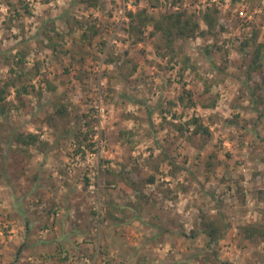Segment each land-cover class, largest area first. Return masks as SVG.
Returning a JSON list of instances; mask_svg holds the SVG:
<instances>
[{"label":"rangeland","instance_id":"rangeland-1","mask_svg":"<svg viewBox=\"0 0 264 264\" xmlns=\"http://www.w3.org/2000/svg\"><path fill=\"white\" fill-rule=\"evenodd\" d=\"M117 1L99 0L92 10L79 0H0V84L20 68L24 75L29 67L36 72L24 76L32 108L10 111L5 127L62 147L45 165H31L34 155L28 159L12 140L8 148L9 132L1 133L0 264H264V238H244L239 229L248 222L264 225V196H258L264 191V46L260 68L251 71L252 47L240 49L253 32L264 43V0H165L153 6L140 0L153 16L193 10L201 29L206 3L219 8L214 34L177 39L173 58L150 46L151 25L131 43L125 24L116 39ZM66 11L101 31L63 54L42 41L45 33L54 34L52 26L63 33ZM64 43L71 45L69 35ZM184 55L195 69L182 65ZM128 58L137 66L126 76ZM202 93L216 95L214 107L200 105ZM181 94L196 103L186 108ZM98 96L107 113L101 121L91 106ZM60 103L66 114L46 120ZM192 116L197 122L187 125ZM66 130L73 134L59 137ZM121 130L130 132L129 140ZM211 152L221 165L207 172ZM163 154L169 158L158 161ZM168 160L178 167L174 174ZM157 161L155 181L148 183ZM20 194L39 226L17 253L24 236L14 207ZM108 201L127 207L117 220L107 214ZM217 213L226 223L217 242H207L202 232L188 235Z\"/></svg>","mask_w":264,"mask_h":264},{"label":"trees","instance_id":"trees-1","mask_svg":"<svg viewBox=\"0 0 264 264\" xmlns=\"http://www.w3.org/2000/svg\"><path fill=\"white\" fill-rule=\"evenodd\" d=\"M47 1V0H46ZM139 1V0H138ZM137 0H135V9L134 10H127L126 15L128 16V21L126 23L127 28L126 31H129V37L131 40V43L135 42L140 36L144 33V29L147 25H151V29L148 32V38H149V44L150 46L156 51V53H161L162 51H165L166 53H169L171 58H173L174 55L177 54L175 50V41L177 39H184L188 37H194L196 34H199L200 36L206 38L207 36H210L211 34H214V28L217 22V14L219 12V8L216 6L210 7L209 4L206 3L205 9L201 12L199 15L201 20L206 24L205 29H201L199 25V19L195 15V11H190L189 9L183 8L182 10H169L167 9L163 13L153 16L146 14V8L144 6L137 5ZM147 2L148 5H157L161 4L162 1L165 2V0H144V2ZM79 2L88 8H94L97 5H99V0H79ZM170 3L175 4L179 3V0H170ZM62 20L66 23V29L62 31L63 33H59L55 30V28L52 26V30L54 32L53 35H48L45 33V38L42 41V46L51 49L54 52H59L63 54H68L73 50V46L75 45V41H78L82 44L90 43L92 39L99 33L98 28L92 24L91 22L88 24H83V20L79 19L75 15H68L67 11L64 12L63 15H61ZM123 29V28H122ZM79 30L78 36L74 37V33ZM69 35L70 39L72 40V43L70 46L66 47L64 43V36ZM73 35V36H72ZM75 38V39H74ZM102 40V39H101ZM102 45L105 44V41L102 40ZM246 46L252 47V55L250 57L249 62L247 63V71L251 70H258L261 66L260 63V56L262 53V47L264 46V43L262 41L257 40V34L256 32H253L250 37H247L244 39L240 44V49H244ZM83 53V51H80ZM204 52L207 54L206 57H209L208 60L211 62V56L210 55V48L205 47ZM19 62H22L23 59L26 57V52H22V55H20ZM111 58V57H109ZM110 60V59H109ZM181 63L183 66H190L192 69H195L196 66L191 62V59L184 55L181 57ZM129 64V69H127L126 73L124 75L130 74L133 70H135L137 66V62H132V58L127 59ZM213 65V63H212ZM33 67H29L27 70L28 75H24V70L20 68L19 72L15 74L14 76H9L7 80H5L2 84H0V135L6 128L10 111L12 110H23L32 108L30 99L31 94H29V88L24 83V79L26 77L24 76H35L36 72L33 70ZM16 83L17 86H16ZM8 87H12L14 89V100L7 101V94H8ZM33 88V86H31ZM209 84L205 85L204 92H209ZM38 94H40L41 91H37ZM189 94V93H188ZM122 97L125 95L122 94ZM253 95L251 96L253 98ZM179 102H181L184 106L187 104L186 108H188L190 105L188 104H195L196 101H193L192 99H189L186 103L184 101V95L178 96ZM262 98L258 97L256 98V101L262 102ZM200 105L204 107H214L216 102V95L215 94H208L205 96L202 93L201 99H200ZM66 107L63 103H60L56 105L53 114L48 115L47 117H44L48 121H52L54 118L62 117L66 114ZM187 110L183 111V114H187ZM185 121L187 125L189 122L196 123L197 119L192 116V121ZM233 120L229 121L230 123ZM173 126H175L178 130L182 131L185 128V123H172ZM188 127H186L187 129ZM6 130L9 132L10 139H8V148H10V140H12L16 144V148H19L21 152H24L26 156H28V159L31 158V156L35 155L36 152H42L46 153L48 150L52 149L54 147L53 143H47L39 137V134L34 132H24L20 131L18 127H15L12 125V127H7ZM197 129H195L196 131ZM206 130V129H205ZM73 131L66 130L60 133L59 137H64L68 135H72ZM130 132L126 130L120 131V137L125 138L127 140L130 139ZM79 149V148H77ZM32 150H34L32 152ZM162 150V149H161ZM163 151V150H162ZM162 154V153H160ZM166 157L164 154L162 157H160V162L164 161ZM157 162L155 164H152L150 167L152 169V173L148 175L145 180L148 183H152L155 181V172H158V165ZM159 162V163H160ZM168 163L170 164V167L172 168L170 173L174 174L175 170L178 168L177 165L173 162L168 160ZM221 165V159L218 158V156L211 152L206 157V166L205 169L207 172L211 171L215 166ZM33 178L35 180H39L38 175H34ZM167 194V193H165ZM264 196V191L259 190L258 196ZM24 194H20V197L16 200V204L14 205L15 209L17 210V214L20 215L22 218V222L24 224V236L23 241L20 244V246L17 249V253H19L26 243L27 237L29 233H31L36 226L39 225L35 222L34 218H32L29 213L25 210L23 201ZM15 200V198H14ZM114 201H108L107 202V214L113 218L114 220L118 219L117 214H123L126 210V206L124 205H116L113 203ZM131 205V204H129ZM138 213V210L136 211ZM155 225V223H154ZM160 226V224H157ZM162 228V227H160ZM166 229V227H164ZM162 228V229H164ZM164 229V230H165ZM226 229V223H224L221 213H217L214 217L211 219H204L201 220L200 224L196 223L195 227L191 228L188 235L194 236L202 232L205 234V237L207 238V242H217L224 234V230ZM239 229L243 235L244 238H254V237H262L264 238V225L258 224L255 222H248L243 223L239 226ZM161 233L158 234V237H160ZM206 242V243H207ZM33 243V242H32ZM226 264H228L226 262Z\"/></svg>","mask_w":264,"mask_h":264},{"label":"built area","instance_id":"built-area-1","mask_svg":"<svg viewBox=\"0 0 264 264\" xmlns=\"http://www.w3.org/2000/svg\"><path fill=\"white\" fill-rule=\"evenodd\" d=\"M118 7L116 10V16H115V26H114V31H113V35H117L119 36L120 33H123V26L127 23L128 21V16L126 15V11L127 10H134L135 9V0H118ZM142 2L139 0L137 5H140ZM178 7L176 6L175 9H177ZM116 31V32H115ZM124 35V34H123ZM121 35V36H123ZM116 37V36H115ZM120 37V36H119ZM117 39V37H116ZM116 39L113 37V41L115 42ZM115 45H119V41L115 42ZM91 106L93 107V114L95 112V115L97 116V118L99 119V121H101L102 119L107 117V113L105 111V107L102 104V98L101 96H98L96 101H93V103L91 104Z\"/></svg>","mask_w":264,"mask_h":264},{"label":"crops","instance_id":"crops-1","mask_svg":"<svg viewBox=\"0 0 264 264\" xmlns=\"http://www.w3.org/2000/svg\"><path fill=\"white\" fill-rule=\"evenodd\" d=\"M90 9L93 10L94 8H90ZM92 10H91V11H92ZM95 14H96V15H95ZM94 16H97V12H96V11H95V13H94ZM99 18H100V17H98L97 20L94 19L93 22L96 21V23H97L98 20H99ZM106 27H107V25H106ZM106 27H105V28H102V29H105V30H106V29H107ZM97 28H98V27H97ZM100 29H101V27L98 28L99 31H101ZM78 31H79V30H78ZM106 31H107V30H106ZM115 32H116V31H115ZM102 36H103V35H102ZM120 44H121V43L119 42V45H120ZM119 45H118V46H119ZM36 77H37V76H36ZM36 80H37V79H34V78H33V80H32L33 83L36 82ZM39 83H40V84H39L40 87H42L43 85H45V84L42 85L41 82H39ZM46 86H47V85H46ZM78 87H79V86H78ZM61 150H62V147H60V146H55V147H53L52 149H50V152L48 151V152H46L45 154L42 153V152H36L35 155H34V157H33V160H32L30 163H31V165L34 164V165H38V166H40V165L43 166V165H45L46 162L48 163V161L50 160V157H51L52 152H53V153H54V152H61ZM60 162H61V161H60ZM41 181H42V179H41ZM180 211H181V210H180ZM180 211H179V212H180Z\"/></svg>","mask_w":264,"mask_h":264}]
</instances>
